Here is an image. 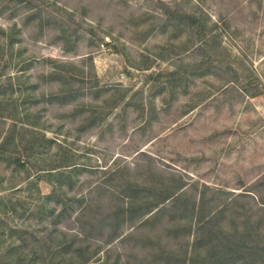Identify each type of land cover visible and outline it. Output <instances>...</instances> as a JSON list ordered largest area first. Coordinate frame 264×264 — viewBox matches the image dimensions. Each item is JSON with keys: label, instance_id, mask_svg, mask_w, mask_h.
Here are the masks:
<instances>
[{"label": "rangeland", "instance_id": "1", "mask_svg": "<svg viewBox=\"0 0 264 264\" xmlns=\"http://www.w3.org/2000/svg\"><path fill=\"white\" fill-rule=\"evenodd\" d=\"M190 259L264 264V0H0V264Z\"/></svg>", "mask_w": 264, "mask_h": 264}, {"label": "trees", "instance_id": "2", "mask_svg": "<svg viewBox=\"0 0 264 264\" xmlns=\"http://www.w3.org/2000/svg\"><path fill=\"white\" fill-rule=\"evenodd\" d=\"M219 252V250L217 249V248H215V252H214V254H217ZM212 253H213V251H212ZM223 253H225V255H227L228 256V254H227V252L225 251H222L219 255H216V257H219V256H222L223 255ZM190 261H191V263L192 264H195L197 261L195 260V259H190Z\"/></svg>", "mask_w": 264, "mask_h": 264}]
</instances>
